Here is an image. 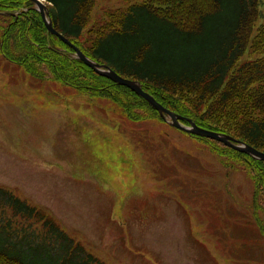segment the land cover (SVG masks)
Masks as SVG:
<instances>
[{
  "label": "rangeland",
  "instance_id": "1",
  "mask_svg": "<svg viewBox=\"0 0 264 264\" xmlns=\"http://www.w3.org/2000/svg\"><path fill=\"white\" fill-rule=\"evenodd\" d=\"M126 2L98 0L97 10ZM0 186L52 211L105 264H264V213L245 166L159 119L132 122L109 100L37 80L1 53Z\"/></svg>",
  "mask_w": 264,
  "mask_h": 264
},
{
  "label": "trees",
  "instance_id": "2",
  "mask_svg": "<svg viewBox=\"0 0 264 264\" xmlns=\"http://www.w3.org/2000/svg\"><path fill=\"white\" fill-rule=\"evenodd\" d=\"M46 1L54 27L90 58L139 80L173 112L264 152V25L255 32L264 0H126L127 6L101 13L98 0ZM33 6L31 0H0V12L14 13L0 14L4 58L37 80L113 102L129 121L165 122L145 98L76 57ZM188 135L245 166L255 184V213H264V161ZM0 264L105 263L52 211L0 186Z\"/></svg>",
  "mask_w": 264,
  "mask_h": 264
},
{
  "label": "water",
  "instance_id": "3",
  "mask_svg": "<svg viewBox=\"0 0 264 264\" xmlns=\"http://www.w3.org/2000/svg\"><path fill=\"white\" fill-rule=\"evenodd\" d=\"M31 1H33L34 4L36 5L35 9H37L42 15V18L45 22L47 29L52 34L59 37L64 43L71 46L75 50L77 57L81 61H83L87 66L95 70V72L98 73L99 75L107 77L119 85L127 86L130 89H132L134 92H136L139 96L145 98L153 106V108L160 113L162 118L167 123L189 134L217 140L219 142L224 143L226 146L233 148L234 150L248 154L249 156L255 158L256 160L264 161V152L230 135L203 128L199 126L193 119L184 117L180 114L173 112L172 110L166 108L163 104H161L153 95L145 91L142 83L139 80L124 77L123 75L119 74L116 70H114L111 66L107 64L99 63L93 60L92 58H90L81 50V48H79L69 38L64 36L54 27L49 6L47 5V3H45V0H31ZM0 13L14 15V13H10V12H0ZM183 120L188 121V124L183 123Z\"/></svg>",
  "mask_w": 264,
  "mask_h": 264
}]
</instances>
